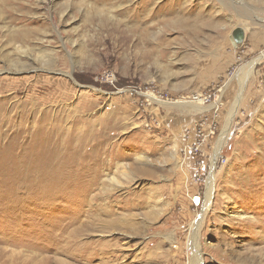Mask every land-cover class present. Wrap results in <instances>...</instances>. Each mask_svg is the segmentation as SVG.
I'll list each match as a JSON object with an SVG mask.
<instances>
[{
	"label": "rangeland",
	"instance_id": "obj_1",
	"mask_svg": "<svg viewBox=\"0 0 264 264\" xmlns=\"http://www.w3.org/2000/svg\"><path fill=\"white\" fill-rule=\"evenodd\" d=\"M263 54L264 0H0V264H191ZM247 86L203 264H264V60Z\"/></svg>",
	"mask_w": 264,
	"mask_h": 264
},
{
	"label": "bare ground",
	"instance_id": "obj_2",
	"mask_svg": "<svg viewBox=\"0 0 264 264\" xmlns=\"http://www.w3.org/2000/svg\"><path fill=\"white\" fill-rule=\"evenodd\" d=\"M262 60H264V54L260 57H258L257 59H254L251 63L247 64V65H244L243 67H241L237 72L236 74L234 75V78L235 79H238L239 81V84H240V90H239V93L236 97V100L235 102L233 103V106L231 107V111H230V114H229V117H228V120L226 122V125L223 129V132L217 142V145H216V148H215V153H214V156H213V159H212V173H211V176H210V179L208 180V183H207V190H206V202H205V205H204V209H203V212L201 214V216H199V219L196 220V223L194 224V226L192 227V229L194 230V235L192 237V246H193V252H194V255H193V258H192V261H191V264H203L202 263V258H201V245H200V230L203 226V222H204V217L206 215V213L208 212V210L211 208L212 206V202H213V197H214V190H215V178H214V170H215V166H216V163L221 155V152L224 148V146L226 145V142L230 136V132H231V129H232V124H233V121L236 117V114H237V111L238 109L240 108V105H241V102L244 98V93L246 91V88L248 87V83L250 82V80L254 77V74H255V69L257 67V65H259ZM149 99L152 101V102H159V100L156 98V96L154 95H149ZM185 103V102H183ZM47 124V123H46ZM45 127V126H44ZM47 129H48V125H47ZM45 130V129H44ZM26 132V130H21L20 132V136H23V134ZM58 133V132H57ZM38 134V133H37ZM44 134V133H43ZM63 136V135H62ZM27 138V137H26ZM52 138V137H51ZM37 142V141H36ZM55 143V142H54ZM42 145V144H41ZM39 146V145H38ZM47 146V145H46ZM62 146V145H61ZM59 147V146H58ZM42 148V147H41ZM47 148V147H46ZM52 149V148H51ZM61 149V148H60ZM63 149V148H62ZM26 150V149H25ZM24 150V151H25ZM46 151V150H45ZM63 151V150H61ZM22 152V151H21ZM20 152V153H21ZM51 152V151H50ZM24 155V154H23ZM44 156V155H43ZM49 156V155H48ZM47 156V157H48ZM59 157V156H58ZM62 158V157H61ZM140 158V157H139ZM36 159V158H35ZM34 160V159H33ZM41 160V158H40ZM26 161V160H25ZM62 162V161H61ZM22 163V162H21ZM33 163V162H32ZM26 164V163H25ZM61 164V163H60ZM21 166V165H20ZM31 166V165H30ZM33 166V165H32ZM32 168V167H30ZM56 168V167H55ZM54 168V169H55ZM64 168V167H62ZM70 168V167H69ZM20 169V167H19ZM59 169V168H58ZM21 170V169H20ZM19 170V171H20ZM61 170V169H60ZM68 170V168H67ZM33 172V171H32ZM71 172V171H70ZM142 172V174H146V173H150L149 171H145V170H142L140 171ZM153 172V171H152ZM91 177V176H90ZM94 181V180H93ZM97 181V180H96ZM95 183V182H94ZM131 188V187H130ZM263 191V190H262ZM138 208V207H137ZM14 260V259H13ZM13 264V263H12ZM18 264V263H17Z\"/></svg>",
	"mask_w": 264,
	"mask_h": 264
},
{
	"label": "built area",
	"instance_id": "obj_3",
	"mask_svg": "<svg viewBox=\"0 0 264 264\" xmlns=\"http://www.w3.org/2000/svg\"><path fill=\"white\" fill-rule=\"evenodd\" d=\"M261 82L263 83V80ZM195 132H196V135L198 137L199 142L197 144H192L191 146H189V149H190L189 152H191V153L194 152L195 155H200L201 154L200 147L202 145V142H205L207 140V138L210 135L215 134V132H213V134H210L209 131L205 130V127H203L202 125L197 126Z\"/></svg>",
	"mask_w": 264,
	"mask_h": 264
},
{
	"label": "water",
	"instance_id": "obj_4",
	"mask_svg": "<svg viewBox=\"0 0 264 264\" xmlns=\"http://www.w3.org/2000/svg\"><path fill=\"white\" fill-rule=\"evenodd\" d=\"M246 31L242 27H236L230 36V42L235 50L240 49L246 41Z\"/></svg>",
	"mask_w": 264,
	"mask_h": 264
},
{
	"label": "crops",
	"instance_id": "obj_5",
	"mask_svg": "<svg viewBox=\"0 0 264 264\" xmlns=\"http://www.w3.org/2000/svg\"><path fill=\"white\" fill-rule=\"evenodd\" d=\"M246 37H247V35H246Z\"/></svg>",
	"mask_w": 264,
	"mask_h": 264
}]
</instances>
